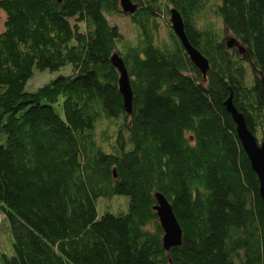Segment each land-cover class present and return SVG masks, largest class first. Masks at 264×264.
<instances>
[{
	"label": "trees",
	"instance_id": "obj_1",
	"mask_svg": "<svg viewBox=\"0 0 264 264\" xmlns=\"http://www.w3.org/2000/svg\"><path fill=\"white\" fill-rule=\"evenodd\" d=\"M134 2L126 15L120 0H0V205L13 238L3 264H264L260 182L225 106L233 94L251 131L264 134V0ZM173 8L209 59L206 78L172 30ZM113 13L139 31L123 51ZM209 13L245 55L221 30L200 26ZM161 18L171 40L159 44ZM67 66L71 75L26 91L35 69ZM104 121L116 126L113 141L102 131L109 152L97 136ZM157 194L183 229L170 251ZM115 196L129 197L128 211L99 218L97 201Z\"/></svg>",
	"mask_w": 264,
	"mask_h": 264
},
{
	"label": "water",
	"instance_id": "obj_2",
	"mask_svg": "<svg viewBox=\"0 0 264 264\" xmlns=\"http://www.w3.org/2000/svg\"><path fill=\"white\" fill-rule=\"evenodd\" d=\"M61 2L62 0H58ZM120 7L124 14L133 15L137 9V3L134 0H120ZM170 23L173 32L181 41L184 49L192 63L201 71L206 78L210 70V62L197 48H195L189 41L186 30L185 22L182 14L173 8L170 11ZM226 45L229 49H238L241 55L246 54V49L240 44L235 36H232ZM113 66L119 72V89L124 99V106L126 113L131 115L133 112V90L128 74V70L123 58L119 53H115L112 58ZM225 106L227 111L232 115L233 120L237 126L238 137L243 145V148L248 155L254 172L257 174L260 182V194L264 203V141L260 142L255 133L248 127L245 115L239 111L235 106L233 94L226 101ZM157 205L155 210L158 214L161 227L164 230V247L166 251L172 248L179 247L183 240V229L173 211V207L167 198L162 194H157Z\"/></svg>",
	"mask_w": 264,
	"mask_h": 264
},
{
	"label": "rangeland",
	"instance_id": "obj_3",
	"mask_svg": "<svg viewBox=\"0 0 264 264\" xmlns=\"http://www.w3.org/2000/svg\"><path fill=\"white\" fill-rule=\"evenodd\" d=\"M109 22L113 26H117L122 34V40L119 43V50L123 51V47L125 44H135L138 38L139 31L137 27L133 24L130 17L120 14L113 13L107 15ZM7 20V14L4 10L0 9V34L5 30V23ZM72 24H75V21L72 20ZM160 32L158 36V43L162 42H170L171 40V28L167 25L166 20L161 18L160 20ZM201 27H213L221 30L222 36L228 41L232 34L226 30H223L222 22L215 18L212 13H209L206 16H203L200 21ZM83 27V26H82ZM84 31V27L82 28ZM252 73V71H251ZM72 74V66H67L62 68L59 71L52 72L50 70L40 71L35 69L34 76L29 80L26 86L27 92H36L39 88L45 86L51 81L55 80L59 76H68ZM107 130L109 136H111L112 141L115 137L116 126L110 125L109 122L104 121L101 122L97 129L98 140L101 145H103L106 152H109L108 145L103 143L102 140V131ZM257 138L260 142L264 140V134L259 132L257 133ZM129 197L126 196H115L111 199L108 198H100L97 201V211L99 218H101L105 213L109 212L115 215H119L122 213H126L129 208ZM0 245L1 249L5 254L12 255L13 254V238L9 230V224L5 221L0 230Z\"/></svg>",
	"mask_w": 264,
	"mask_h": 264
},
{
	"label": "built area",
	"instance_id": "obj_4",
	"mask_svg": "<svg viewBox=\"0 0 264 264\" xmlns=\"http://www.w3.org/2000/svg\"><path fill=\"white\" fill-rule=\"evenodd\" d=\"M5 219H6V216L3 213V211L1 210V205H0V230L2 228V225H3L4 221H5ZM0 264H3L1 245H0Z\"/></svg>",
	"mask_w": 264,
	"mask_h": 264
},
{
	"label": "flooded vegetation",
	"instance_id": "obj_5",
	"mask_svg": "<svg viewBox=\"0 0 264 264\" xmlns=\"http://www.w3.org/2000/svg\"><path fill=\"white\" fill-rule=\"evenodd\" d=\"M236 49V48H235Z\"/></svg>",
	"mask_w": 264,
	"mask_h": 264
}]
</instances>
